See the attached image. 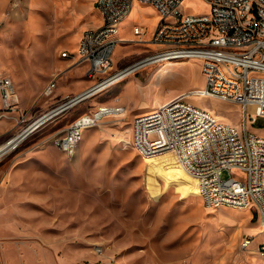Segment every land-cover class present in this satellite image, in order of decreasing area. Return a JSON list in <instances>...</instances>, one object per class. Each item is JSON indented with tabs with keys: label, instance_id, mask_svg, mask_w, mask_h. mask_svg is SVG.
<instances>
[{
	"label": "rangeland",
	"instance_id": "374dc122",
	"mask_svg": "<svg viewBox=\"0 0 264 264\" xmlns=\"http://www.w3.org/2000/svg\"><path fill=\"white\" fill-rule=\"evenodd\" d=\"M2 10L0 23L17 27L0 25V73L11 79L15 95L14 109L0 107V125L5 124L0 145L19 130V115L27 125L95 82L86 75V66L79 79L62 68L48 76L52 64L76 57L73 35L57 36L67 24L60 0H8ZM30 10H35L36 22L28 27L23 24ZM180 10L206 14L209 6L184 0ZM92 15L98 24L99 14ZM159 19L154 9L133 5L114 36L111 74L158 50L145 39ZM135 25L142 29L139 36L131 32ZM45 49L49 61L44 63ZM61 50L67 59L60 58ZM170 62L175 63L166 66L170 75L154 76L166 62L135 70L43 126L0 161L7 169L0 187V264H264V251L258 250L264 244V225L253 209L205 207L193 179L172 154L143 158L131 145V120L140 114L134 112L137 103L155 107L204 84L199 60ZM50 82L55 88L47 96L43 90ZM190 101L212 109L222 122L241 124L235 103L199 96ZM98 103L125 111L85 129L75 155L64 156L50 136ZM255 112L256 107L247 108V129L264 137V120L250 121ZM244 238H251L247 248L242 247Z\"/></svg>",
	"mask_w": 264,
	"mask_h": 264
},
{
	"label": "built area",
	"instance_id": "2783aa9c",
	"mask_svg": "<svg viewBox=\"0 0 264 264\" xmlns=\"http://www.w3.org/2000/svg\"><path fill=\"white\" fill-rule=\"evenodd\" d=\"M183 1L96 0L101 24L82 32L76 50L77 63L86 65V75L94 84L66 97L27 125L19 115L15 122L19 130L0 145V161L46 124L133 73L135 70L130 69L135 65L197 59L204 80L202 88L180 92L135 115L131 120V145L143 158L172 154L176 165L193 179L205 207L253 209L264 225V137L247 129L249 106L256 107L252 123L264 120V0H202L209 6L206 14L181 11ZM134 3L152 7L160 17L150 41L158 50L111 74L114 36ZM132 34L139 36L142 29L135 25ZM61 55L67 56L65 52ZM54 88V82H50L43 92L48 96ZM192 96L239 105L240 126L218 120L210 111L194 105ZM0 101L5 112L14 109L13 83L2 73ZM123 111L122 106L99 104L49 139L64 156L72 157L85 129ZM224 172L226 178L222 177ZM250 243L251 238H244L242 247ZM258 250L264 251V244Z\"/></svg>",
	"mask_w": 264,
	"mask_h": 264
},
{
	"label": "crops",
	"instance_id": "0c3cea01",
	"mask_svg": "<svg viewBox=\"0 0 264 264\" xmlns=\"http://www.w3.org/2000/svg\"><path fill=\"white\" fill-rule=\"evenodd\" d=\"M95 1L96 0H60V2L62 4L63 12H64V14L66 16L67 24L66 25L62 24V26H66V27L65 28L62 27V29L60 30V32H59V34L57 36L62 35V33L72 34L73 35L72 44H73V47L75 48V47H77V43H78V41L80 39V36H81L83 31H85L87 29H93V28L99 27L100 24H101L100 17H99L100 22L98 24H95V25H94V19L92 17L93 13H95V12L98 13L97 10H96V7H95ZM7 2H8V0H0V22H1V20H4V18H5L4 17L5 14H4L2 9L4 8V6L6 5ZM134 4H137V3H134ZM137 5L141 6V7H145V8L148 7V8L153 9L152 7L147 6V5H139V4H137ZM35 6H36L35 2H33L31 4L32 9H34ZM1 10H2V12H1ZM34 12H35V10H33V12L30 10V14L32 13V15H30V18L28 19L27 23L23 24L24 26L27 25L28 27H30L36 22V19L34 17ZM130 12H131V10H130ZM129 14H128V16H129ZM128 16L119 24L118 33H119L121 25L124 24L127 21ZM0 25L5 26V27L9 26V28L17 27L16 24L14 25V23L6 22V21H3V23H0ZM152 32L150 34V37L145 39L146 41H149V40L151 41ZM47 52H48V50H46V49L42 51V58H43V62L44 63L49 61V58L47 57L48 56ZM61 53H63L62 50L60 51V54ZM65 53L67 54V52H65ZM60 56H61L60 58H62V55H60ZM67 56H68V54H67ZM67 56L63 57V59H67ZM77 60H78V58L76 56V57H72L71 59L67 60L65 63H63V65L54 66L52 64L50 66V69H49V72H48V74H49L48 76H50V75L51 76H56L58 74L57 71L60 68H62L63 70L66 71V75L74 76L75 79L81 78L82 77L81 68L83 66H86V65L77 63ZM180 64H182V63H178V65H180ZM163 68L165 69L166 65H164ZM84 89H82V90H80L78 92H75L74 94H77V93L83 91ZM119 100H120V98H119ZM118 102L120 103L121 100L118 101ZM99 104L110 105V103H98L97 105H99ZM1 106L2 105H1V102H0V107ZM124 106L126 107V105H124ZM148 107H149L148 110L154 108L151 105L149 106L147 102L142 100L141 102L136 104V106L134 108H137V109H134V112L140 111L139 113L141 114L143 112L148 111V110H145ZM75 118L76 117H74V119ZM4 126H5L4 123L1 124L0 125V129H3ZM3 134L4 133L0 132V136L3 135ZM3 166L4 165H0V187L4 184V181H5L6 177H7V169L5 167L3 168Z\"/></svg>",
	"mask_w": 264,
	"mask_h": 264
},
{
	"label": "bare ground",
	"instance_id": "6f19581e",
	"mask_svg": "<svg viewBox=\"0 0 264 264\" xmlns=\"http://www.w3.org/2000/svg\"><path fill=\"white\" fill-rule=\"evenodd\" d=\"M0 56H1V54H0ZM150 60V59H149ZM149 60H148V62H149ZM152 60H150V62H151ZM175 63H172V62H166L164 65H166V66H170V65H174ZM163 65V66H164ZM178 65V64H177ZM143 67H146V66H144L143 64H140V65H135L134 67H132L130 70H138V69H140V68H143ZM161 66H159L158 68H157V70H156V73H155V75L154 76H156V78L157 77H161L162 75H166L168 72H170L169 70H168V68H163V67H161ZM171 67V66H170ZM171 70V69H170ZM129 71V69L127 70V71H123V72H121L122 74H120L119 76H117V77H115V79H117L118 77H121L123 74H126L127 72ZM188 74H189V72H187ZM169 75H170V73H168ZM167 74V75H168ZM166 77H168V76H166ZM172 77V76H171ZM153 78V77H152ZM115 79H113V80H115ZM125 111V110H124ZM208 111H213L212 109L210 110H208ZM114 116L115 115H117V114H113ZM113 115H111V116H113ZM156 157V156H155ZM151 158H153V157H151ZM159 159H160V157H159ZM182 171V170H181ZM183 172V171H182ZM174 173V172H173ZM184 173V172H183ZM172 174V173H171ZM185 174V173H184ZM174 175H176L177 176V174H175L174 173ZM186 175V174H185ZM187 176V175H186ZM262 232H264V231H262Z\"/></svg>",
	"mask_w": 264,
	"mask_h": 264
}]
</instances>
